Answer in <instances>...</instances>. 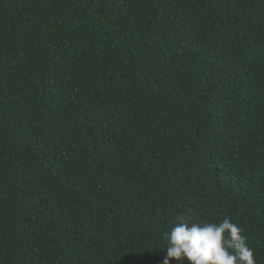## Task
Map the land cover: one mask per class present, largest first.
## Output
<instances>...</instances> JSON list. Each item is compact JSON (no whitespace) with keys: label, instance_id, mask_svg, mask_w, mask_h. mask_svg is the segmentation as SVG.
<instances>
[{"label":"trees","instance_id":"16d2710c","mask_svg":"<svg viewBox=\"0 0 264 264\" xmlns=\"http://www.w3.org/2000/svg\"><path fill=\"white\" fill-rule=\"evenodd\" d=\"M188 210L264 264V0H0V264H161Z\"/></svg>","mask_w":264,"mask_h":264},{"label":"clouds","instance_id":"9594fccd","mask_svg":"<svg viewBox=\"0 0 264 264\" xmlns=\"http://www.w3.org/2000/svg\"><path fill=\"white\" fill-rule=\"evenodd\" d=\"M194 216L192 210L177 215L170 230L164 232L167 247L161 264L182 257L190 264H256L243 229L229 217L208 222L197 221Z\"/></svg>","mask_w":264,"mask_h":264}]
</instances>
